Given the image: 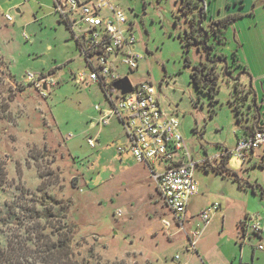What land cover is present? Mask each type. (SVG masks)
<instances>
[{
    "label": "rangeland",
    "instance_id": "374dc122",
    "mask_svg": "<svg viewBox=\"0 0 264 264\" xmlns=\"http://www.w3.org/2000/svg\"><path fill=\"white\" fill-rule=\"evenodd\" d=\"M188 1L115 4L134 23L136 49L145 56L136 71L123 73L133 84L156 87L162 108L180 120L189 152L207 161L196 171L200 193L190 203L187 231L202 229L203 210L219 208L197 252L190 253L149 170L131 153L119 155L128 144L121 124L113 119L107 127H91L95 106L105 108L108 101L97 84L77 82L75 74L86 70L84 59L68 24L54 13L53 0H0V159L6 170L0 249L7 264H179L177 255L189 264H264V252L252 260L264 237L243 244L240 236L245 218L258 215L264 223V148L245 162L234 154L255 120L253 94L239 110L232 105L236 81L248 89L251 79L233 61L232 38L218 50L228 57L233 81L219 69L215 98L196 88L191 74L206 60L193 41L186 52V34L196 20ZM226 1L215 3L217 16ZM28 74L50 75L57 85L44 98L26 80ZM89 138L97 140L96 148ZM227 152V168L242 185L212 168Z\"/></svg>",
    "mask_w": 264,
    "mask_h": 264
},
{
    "label": "built area",
    "instance_id": "2783aa9c",
    "mask_svg": "<svg viewBox=\"0 0 264 264\" xmlns=\"http://www.w3.org/2000/svg\"><path fill=\"white\" fill-rule=\"evenodd\" d=\"M53 11L68 24L84 59L86 70L75 74L77 82L97 84L108 101L105 108L95 106L97 117L93 119L91 127H107L113 119L121 123L128 144L118 149L119 154L131 153L138 163L149 169L157 192L172 213L179 231L188 237V252H197L198 240L209 225L212 214L219 208L214 204L203 210L198 215L203 222L202 229L187 231L190 203L200 193L196 171L207 161H197L189 152L180 120L162 108L158 91L152 83L131 82L132 92L125 96L113 88V84L128 78L123 70L134 72L145 59L136 49L134 23L115 4V0H53ZM8 19L11 20V17L8 16ZM77 29L81 30L79 35L76 34ZM25 78L34 83L35 89L44 98L57 85L50 75L37 78L28 74ZM97 143L93 138L88 139L93 149ZM263 146L264 130L260 129L240 138L234 154L245 162ZM118 216H122L121 211ZM162 224L166 229L171 228L166 219L162 220ZM240 236L244 244L253 236H264V223L258 215H251L240 223ZM256 248L264 250L263 245ZM175 259L180 264H189L180 255Z\"/></svg>",
    "mask_w": 264,
    "mask_h": 264
},
{
    "label": "crops",
    "instance_id": "0c3cea01",
    "mask_svg": "<svg viewBox=\"0 0 264 264\" xmlns=\"http://www.w3.org/2000/svg\"><path fill=\"white\" fill-rule=\"evenodd\" d=\"M216 2L217 0L204 1L206 14L200 15L199 23H201L203 29L207 30L213 24H216L221 21L224 22L228 17L234 18V21H232L231 24L228 25L227 29L221 31L223 34L220 40L223 44L225 43L227 45L231 43L230 39L232 38H234V40L236 41V46L232 47V53L233 55H236L235 59L238 62L239 69L240 70L243 69L245 72L244 74H246L245 76L251 79V84L255 90V95H256L255 98L257 100V104L259 107V113L261 114V119L257 123V127H259L260 129H264V31L261 30L262 26H264V0H227L226 1L227 6L225 12H222L223 10L220 9L218 12V16L216 13V6H215ZM201 5L203 7L202 3ZM18 12L20 11L18 10ZM210 43L215 44L216 39L212 38ZM255 115H256V110L254 107L253 116L256 118ZM118 123L121 124L119 121ZM249 130L250 128L245 130L244 135L241 138L250 135ZM263 148L264 146L261 149ZM255 153L256 151L252 155L254 156ZM140 165L144 166L145 169H148L145 165L143 164ZM187 222H189L190 225L192 224V221L191 220L189 221L188 217H187ZM175 234L176 233H174V235ZM263 237H259V238H263ZM251 243L252 245L254 244L253 241ZM188 246L189 243H187L185 246L186 250ZM257 251L264 252V250L260 251L255 247V249L253 250L252 260L255 259V255ZM186 252L190 253L188 252V250ZM184 262L188 263V261H184ZM227 264H234V263L228 262Z\"/></svg>",
    "mask_w": 264,
    "mask_h": 264
},
{
    "label": "trees",
    "instance_id": "16d2710c",
    "mask_svg": "<svg viewBox=\"0 0 264 264\" xmlns=\"http://www.w3.org/2000/svg\"><path fill=\"white\" fill-rule=\"evenodd\" d=\"M201 1L204 2L206 0H201ZM188 5L190 7L189 1H188ZM204 14H206L205 9L202 11V15ZM196 17L197 18L200 17L199 13L197 14ZM232 21H234V18L228 17L224 22L221 21L216 24H213L210 27L212 31L209 32L208 30H204V29L201 30L199 26H196L198 23L196 22V20L193 19L191 29L189 33L186 34L188 38V43L185 44L186 52L189 51L188 47L191 45V42L193 41L196 44H200L202 46V51L205 54V60H206V61H202L200 66L194 67V70L191 74V80L200 92L207 93L212 98H215V96L219 92V80H220L219 69H222V71L226 75V79L229 82L233 81V77L231 75L230 67L228 64V57L225 54L219 52L218 50V47L224 46V44L220 40L223 34L221 31L227 29L228 25L231 24ZM205 34L206 37L204 36ZM212 38L216 39L215 44L210 43ZM235 57L236 55L232 56L233 61H236ZM187 65L188 66L191 65L189 59L187 60ZM240 82H241L240 80L236 81V85H237L236 91L238 96L237 101L232 102V105L236 104L238 110L240 109V105L245 104V102L250 98L251 94L255 95V90L253 86H249L248 89H244V88L241 89L239 87ZM255 96H254L253 106L255 107L256 110V115H255L256 118L253 125L251 126L252 130L251 127H249L250 135L254 134L257 130H260V128L257 127V123L261 119V114L259 113V107ZM230 156L231 153L227 152L225 155L222 156L217 166L212 168L213 170L216 171V173L221 175L225 173L233 181H238L240 185H242V181L240 180L238 173L231 171L230 169L227 168V162ZM5 181H6V170L4 164L1 162L0 159V186L3 185ZM69 242L70 241L68 240L65 242V244H67V246H70ZM0 264H7L6 255L2 249H0Z\"/></svg>",
    "mask_w": 264,
    "mask_h": 264
},
{
    "label": "water",
    "instance_id": "95a60500",
    "mask_svg": "<svg viewBox=\"0 0 264 264\" xmlns=\"http://www.w3.org/2000/svg\"><path fill=\"white\" fill-rule=\"evenodd\" d=\"M198 2H200V0H197ZM203 4L202 9H200L199 11V15L202 14V11L205 9V4L204 2H200ZM199 28L202 30V25L201 23H199ZM206 37V34L204 35ZM240 80V79H238ZM250 86H252V84H250ZM113 88L117 91L120 92L121 95L125 96L127 94H130L132 92V84L129 78H124L118 82H116L115 84H113ZM255 96V95H254Z\"/></svg>",
    "mask_w": 264,
    "mask_h": 264
},
{
    "label": "flooded vegetation",
    "instance_id": "af4514ba",
    "mask_svg": "<svg viewBox=\"0 0 264 264\" xmlns=\"http://www.w3.org/2000/svg\"><path fill=\"white\" fill-rule=\"evenodd\" d=\"M200 2H203V1L200 0ZM200 2H198L197 0H189L190 7H191V10L193 12V16H197V14L199 13L200 9H202V5H201ZM193 19H194V17H193ZM196 22L198 23L196 26H198L199 25V22H200V18L199 17L198 18L196 17ZM207 30L209 32L212 31L211 28H208Z\"/></svg>",
    "mask_w": 264,
    "mask_h": 264
}]
</instances>
